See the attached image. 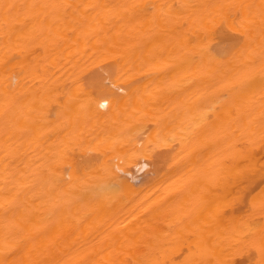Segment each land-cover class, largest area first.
<instances>
[{
	"label": "bare ground",
	"instance_id": "1",
	"mask_svg": "<svg viewBox=\"0 0 264 264\" xmlns=\"http://www.w3.org/2000/svg\"><path fill=\"white\" fill-rule=\"evenodd\" d=\"M0 264H264V0H0Z\"/></svg>",
	"mask_w": 264,
	"mask_h": 264
},
{
	"label": "rangeland",
	"instance_id": "2",
	"mask_svg": "<svg viewBox=\"0 0 264 264\" xmlns=\"http://www.w3.org/2000/svg\"><path fill=\"white\" fill-rule=\"evenodd\" d=\"M53 111H55V110H53ZM53 111H52V112H53ZM54 114H55V113H53V115H54ZM54 116H55V115H54ZM54 116H53V117H54ZM201 116H204V115H200V117H199V116H197V117L201 118ZM204 119H205V118H204ZM201 120H202V119H201ZM205 120H206V119H205ZM202 121H203V120H202ZM202 121H201V122H202ZM203 122L205 123V121H203ZM203 122H202V125H205V124H203ZM173 141H174V140H172V142H173ZM175 141H176V140H175ZM172 142H171V143H172ZM173 143H174L173 145L170 144V145H171L170 147H172L171 150H170L171 152L167 151V152L163 153L164 151L168 150L167 147L170 149V147H169L167 144H166V145H161V148H160V146H158V148H159L158 151H157V147L155 146L156 149L153 148L154 150H153L152 152H150V154H152V153L156 150V151L154 152L155 155H154V154H152L151 156H148V155L146 156V155H145L144 157H143V156H140L142 159L140 158L141 161H140V160H139V161H140V162H143V163H140L139 161H138V164L134 163L135 165L132 163L131 165H129L130 167L127 166L128 169H127V167L123 169V167H122L121 165H120V166L122 167V169H120L121 167L119 166V164H117L116 159H114L116 163H115V167H114V165H113V167H114V169L117 168L118 171H119V173H118L119 175H117V174H115V175L118 176V179H119V176H121V177H120V178H121L120 181H121V180H124V179L127 180V181H129V182L131 181L130 183H131V184L133 183L132 185H133V186H136V188H140L141 185H142V187H144V188H146V186L148 187L150 184L152 185V184L155 182L156 178L158 177V175H159V173H160V170H161V169L164 170V168H165V167H164L165 165H164V166L162 165L163 162H164V164H166V162H167V161L164 159L163 162H160V164H159V159H161V158L163 159V158H167V157L170 158V156H171L172 154H169V155H168V153H173V152H172V149H174V151H176V149L179 150V148H176V147H179V144H176V142H173ZM177 143H178V142H177ZM177 145H178V146H177ZM164 146H166V147H164ZM75 147H76V146H75ZM151 147H152V146H151ZM151 147H150V150H151ZM163 147H164V148H163ZM86 148H87V147H85V148H80V147H78V148L76 149L78 154H76V150H74L75 152L73 151V153H75V154H71L70 151H69V156L72 155V157H71L70 159H72V158H73V159L70 160V161H68V162H65L66 164L64 163V164L60 167V171H61V174H62V176H63V177H61V180H67L68 178H70V171H71V169H72L71 167L73 166V164H76L77 161H78V162H81V161L85 162V163H82V165H83V164H86V163L88 164L89 162L93 161V158H95V155L93 154V151H94L95 149H94V150H91V151H92V152H91V151H90V148H91V147H90V148L88 147L89 150L86 149ZM162 148H163V150H162ZM72 149H73V148H72ZM91 149H92V148H91ZM148 149H149V148H148ZM160 150H161V151H160ZM95 151H96V150H95ZM95 151H94V152H95ZM159 151H160V152H159ZM71 152H72V150H71ZM88 152H90V153H88ZM148 152H149V151H148ZM95 153H96V152H95ZM161 153H162V154H165V155H162ZM176 153H177V152H176ZM70 154H71V155H70ZM92 154H93V158L91 159V158H90V155H92ZM147 154H148V153H147ZM73 155H77V156H73ZM158 155H159V156H158ZM160 155H161V156H160ZM96 156H97V155H96ZM152 156H154L155 159H153ZM155 156H156V157H155ZM166 156H167V157H166ZM91 157H92V156H91ZM98 157H99V154H98ZM146 157H147V158H146ZM150 157H151V158H150ZM157 157H158L159 159H158ZM78 158H80V160H79ZM96 158H97V157H96ZM115 158H116V157H115ZM168 158H167V160H168ZM97 159H98V158H97ZM97 159H96V160H97ZM138 159H139V158H138ZM138 159H136V161H137ZM145 159H146V160H145ZM90 160H91V161H90ZM143 160H144L145 162H144ZM117 161H118V158H117ZM168 161H169V160H168ZM74 162H75V163H74ZM148 163H149V164H148ZM161 163H162V164H161ZM79 164H81V163H79ZM79 164H77V165H79ZM87 164H86V165H87ZM140 164H141V165H140ZM155 164H157V166H159V167L154 166ZM158 164H159V165H158ZM137 165H138V166H137ZM142 165H143V166H142ZM160 165H162L163 168H162V166H160ZM79 166H80V165H79ZM116 166H117V167H116ZM118 166H119L120 168H118ZM62 167H63V168H62ZM64 167L66 168V171L64 170ZM141 167H142V168H141ZM149 167H150V168H149ZM70 168H71V169H70ZM129 168H130V169H129ZM140 168H141V170H140ZM155 168H156V169H155ZM62 169H63V170H62ZM126 169H127V170H126ZM138 169H139V170H138ZM159 169H160V170H159ZM115 170H116V169H115ZM120 170H121V171H120ZM123 170H124V172H125V171H126V172L123 173ZM156 170H157V173H156ZM158 170H159V171H158ZM162 170H161V171H162ZM118 171H116V172H118ZM127 171H129V172H127ZM114 172H115V171H114ZM116 172H115V173H116ZM121 173H123V174H121ZM203 175H205V174H203ZM117 176H116V177H117ZM131 177H132V178H131ZM149 177H150V179H149ZM200 177H201L200 179H202V176H200ZM203 177H206V175L203 176ZM62 178H63V179H62ZM128 178H129V179H128ZM143 179H144V180H143ZM204 179H205V178H204ZM68 180H69V179H68ZM120 181H118V182L120 183ZM118 182H117V183H118ZM114 183H115V182H114ZM146 183H147V184H146ZM115 184H116V183H115ZM119 185H120V184H119ZM137 185H139V186H137ZM116 186H118V185L116 184ZM205 188H206V186H205ZM205 188L203 187V189H202L201 192H204V193H205V191L207 190V188H206V189H205ZM204 189H205V190H204ZM197 192H198V191H197ZM198 194H199V195H198ZM198 194H197V195H198L197 198H198L199 196H202V195H203V197H204V195H207L206 193H205V194H203V193H198ZM200 194H201V195H200ZM197 198H196V200L199 201L200 198H198V199H197ZM201 198H202V197H201ZM204 198H205V197H204ZM204 198H203V199H204ZM206 199H207V198H206ZM196 202H197V201H196ZM201 202H202V201H201ZM199 203H200V202H198L197 204H199ZM167 215H168V214H165V215H164V216L167 217V218L165 217V222L168 221V216H169V215H168V216H167ZM162 217H163V215H161L160 218L162 219ZM181 220H182V222H184V221H185V218H182ZM159 221H162V222H163V219H162V220H158L157 222H159ZM165 222H163V223H165ZM169 222H170V221H168V223H169ZM154 223H155V222H154ZM159 223H160V222H159ZM159 223H156V225L159 224ZM163 223H161V225H162V226H166V224H163ZM180 223H181V222H179V224H180ZM196 223H198V222H196ZM169 224H170L171 226L173 225L172 227H176V225H177L176 223H172V224L169 223ZM199 224H200V223H198V225H199ZM154 225H155V224H154ZM154 225H151V227H153V228H154V227H155V228L158 227V226L156 227V225H155V226H154ZM159 225H160V224H159ZM167 225H168V224H167ZM171 226H170V227L168 226V228H171L169 231L174 230V228H172ZM159 227H160V226H159ZM159 227H158L156 230H161V229L163 230L164 228H166V229L168 230L167 227H163V228L161 227V229H160ZM197 227H199V226H197V224H196V228H197ZM202 227H204V226H202ZM202 227L200 226L199 228H200L201 231H203V232H202V233H203V236H205V235L207 234V229H206V227H204V228L206 229V231H205L206 233H205L204 230H203L204 228H202ZM153 228H151V229H153ZM185 228H188V227L186 226ZM149 230H150V228H149ZM153 230H154V229H153ZM153 230H152V231H153ZM184 231H185V230H184ZM184 231H183V232H184ZM196 231H199V230L196 229ZM201 231H199V232H193V234L190 232V230H188V231H186V232H190V233H188V235H191V234L194 235V234H196V236H195V235H194V236L197 237L196 239H198V242H199V240H200V243H201V239H199V238H200V235H199V234L201 233ZM150 232H151V230H150ZM184 233H185V232H184ZM185 234H186V233H185ZM185 234L182 233L181 236H183V235H185ZM198 235H199V237H198ZM186 236H187V234H186ZM186 236H183V238L185 239ZM194 236H192V237H194ZM206 236H207V235H206ZM189 237H190V236H189ZM189 237L187 236L186 239H187V238L189 239ZM192 237H190V239H189V240L191 241V243L194 241L193 239L195 238V237H194V238H192ZM181 238H182V237H181ZM191 238H192V239H191ZM201 238H203V237L201 236ZM184 239H183V240L180 239V240L182 241V242H181L182 245H181L180 243L176 242V243H178V245H179V246L176 245V246H178V247H175L174 243L172 244V245H174V248H175V250H176L177 253H184V252L187 251V249L189 248V246H188L187 244H189L190 242L185 241V244H183V243H184V242H183ZM188 239H187V240H188ZM196 239H195V241H196ZM192 240H193V241H192ZM195 241L193 242L194 244H195ZM203 241L205 242V240H202V242H203ZM176 243H175V244H176ZM186 243H187V244H186ZM191 243H190V244H191ZM206 243H207V242H206ZM196 244H197V242H196ZM196 244H195V246H196ZM201 244L203 245V244H205V243H201ZM192 245H193V244H191L190 246H192ZM187 247H188V248H187ZM192 247H193V246H192ZM176 248H178V249H176ZM184 248H186V249H184ZM193 248H194V247H193ZM195 248H196V247H195ZM174 252H175V251H174ZM238 260L240 261V260H242V259H239V258L237 259V262L239 263ZM242 261H244V260H242ZM240 262H241V261H240Z\"/></svg>",
	"mask_w": 264,
	"mask_h": 264
}]
</instances>
